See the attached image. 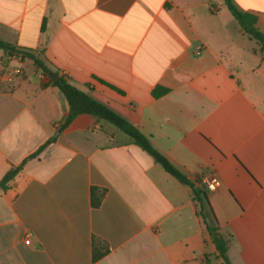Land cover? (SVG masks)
Returning <instances> with one entry per match:
<instances>
[{"label": "crops", "instance_id": "0c3cea01", "mask_svg": "<svg viewBox=\"0 0 264 264\" xmlns=\"http://www.w3.org/2000/svg\"><path fill=\"white\" fill-rule=\"evenodd\" d=\"M233 1L264 34V0ZM230 15L224 0H0V38L129 120L195 187L215 178L230 261L264 264V52ZM67 115L33 61L0 50V181L26 160L0 190V264H225L193 190L113 125L80 115L30 158Z\"/></svg>", "mask_w": 264, "mask_h": 264}, {"label": "trees", "instance_id": "16d2710c", "mask_svg": "<svg viewBox=\"0 0 264 264\" xmlns=\"http://www.w3.org/2000/svg\"><path fill=\"white\" fill-rule=\"evenodd\" d=\"M225 5L230 11L231 15L240 25L241 29L251 39L257 41L261 45V51L264 52V34L257 28V18L255 15L240 10L233 0H224ZM0 50L9 55H18L22 59H29L33 61L34 65L39 68L44 75L50 78L51 83L64 96L68 104V115L66 120L59 125L54 136L45 145L39 148L30 158L36 157L50 142L56 141L57 137L67 129L73 121L80 115L88 114L98 118L100 121L109 123L127 135L134 144L141 147L153 159L161 164L163 168L175 177L182 184L189 186L193 190L194 200L198 205V213L202 218L207 232L216 246L218 257L221 258L225 264H232L228 256L229 241L221 232L217 217L209 203L207 197V189L204 190L201 186L195 187V183L188 179L167 157L159 152L151 143L150 139L144 135L134 124L129 120L118 114L116 111L98 101L89 93L84 92L73 84H71L65 77L59 75L58 72H53L34 52L25 51L15 47L14 45L4 41L0 38ZM52 75L57 76V79H52ZM111 88L117 90L115 87ZM169 92L168 88L157 86L152 91L154 98H159ZM26 160L24 161V163ZM24 163L18 167H12L1 179L0 190L7 191L9 184L22 170ZM202 185L199 179L196 181ZM98 201H94V205H98ZM105 253H98L95 251L94 260H98Z\"/></svg>", "mask_w": 264, "mask_h": 264}, {"label": "built area", "instance_id": "2783aa9c", "mask_svg": "<svg viewBox=\"0 0 264 264\" xmlns=\"http://www.w3.org/2000/svg\"><path fill=\"white\" fill-rule=\"evenodd\" d=\"M199 53L200 51L197 52V54ZM205 185L208 191H214L218 186V181L215 178H211L205 183ZM26 242H28V240Z\"/></svg>", "mask_w": 264, "mask_h": 264}, {"label": "water", "instance_id": "95a60500", "mask_svg": "<svg viewBox=\"0 0 264 264\" xmlns=\"http://www.w3.org/2000/svg\"><path fill=\"white\" fill-rule=\"evenodd\" d=\"M51 77H52V79H54V80L57 79V76H55V75H52ZM203 189L206 190V185L203 186Z\"/></svg>", "mask_w": 264, "mask_h": 264}, {"label": "rangeland", "instance_id": "374dc122", "mask_svg": "<svg viewBox=\"0 0 264 264\" xmlns=\"http://www.w3.org/2000/svg\"><path fill=\"white\" fill-rule=\"evenodd\" d=\"M230 16H231V15H230ZM231 17H232V16H231ZM48 78H49V77H48ZM113 129H115L116 131H119L117 128H114V127H113ZM119 133H121V135H123L124 137H127L123 132H120V131H119Z\"/></svg>", "mask_w": 264, "mask_h": 264}]
</instances>
